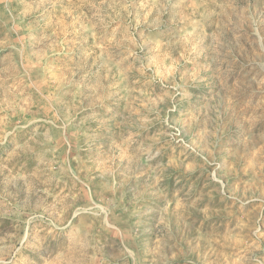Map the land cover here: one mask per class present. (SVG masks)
I'll list each match as a JSON object with an SVG mask.
<instances>
[{"label":"rangeland","instance_id":"obj_1","mask_svg":"<svg viewBox=\"0 0 264 264\" xmlns=\"http://www.w3.org/2000/svg\"><path fill=\"white\" fill-rule=\"evenodd\" d=\"M0 264H264V0H0Z\"/></svg>","mask_w":264,"mask_h":264}]
</instances>
